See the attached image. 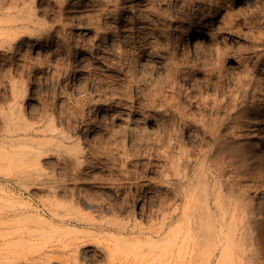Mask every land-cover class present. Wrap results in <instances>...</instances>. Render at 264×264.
I'll use <instances>...</instances> for the list:
<instances>
[{
  "label": "rangeland",
  "instance_id": "1",
  "mask_svg": "<svg viewBox=\"0 0 264 264\" xmlns=\"http://www.w3.org/2000/svg\"><path fill=\"white\" fill-rule=\"evenodd\" d=\"M210 260L264 264V0H0V264Z\"/></svg>",
  "mask_w": 264,
  "mask_h": 264
},
{
  "label": "bare ground",
  "instance_id": "2",
  "mask_svg": "<svg viewBox=\"0 0 264 264\" xmlns=\"http://www.w3.org/2000/svg\"><path fill=\"white\" fill-rule=\"evenodd\" d=\"M156 233H159V231H156ZM211 261H212V260H210V261H209V262H210V264H211ZM212 263H213V262H212Z\"/></svg>",
  "mask_w": 264,
  "mask_h": 264
}]
</instances>
